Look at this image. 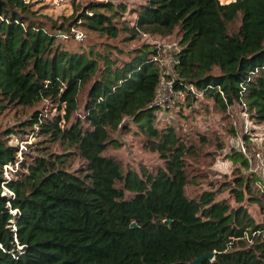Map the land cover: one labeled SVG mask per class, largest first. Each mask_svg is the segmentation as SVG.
Returning a JSON list of instances; mask_svg holds the SVG:
<instances>
[{
    "label": "trees",
    "instance_id": "1",
    "mask_svg": "<svg viewBox=\"0 0 264 264\" xmlns=\"http://www.w3.org/2000/svg\"><path fill=\"white\" fill-rule=\"evenodd\" d=\"M112 6L90 0L47 26L31 16L25 0H0V101L47 100L58 108L50 117L34 108L0 129V264H192L202 252L212 256L200 264H264V216L256 219L248 208L257 201L249 183L258 176L233 177L234 205L216 197L210 180L195 196L184 192L185 156L194 148L172 124L155 125L163 108L154 102L162 75L157 48L143 42L119 59L68 49L59 39L74 24L115 36L111 17L119 12ZM130 10L132 36L176 29L173 89L187 100L200 93L221 110L244 104L254 122H264V0H142ZM124 118L162 166L122 170L102 153L108 142L117 145L108 131L127 128ZM25 127L62 151L41 144L17 159L9 139ZM72 156L79 164L71 169L66 159ZM227 157L247 170L239 150ZM15 162L5 178L2 165Z\"/></svg>",
    "mask_w": 264,
    "mask_h": 264
},
{
    "label": "rangeland",
    "instance_id": "2",
    "mask_svg": "<svg viewBox=\"0 0 264 264\" xmlns=\"http://www.w3.org/2000/svg\"><path fill=\"white\" fill-rule=\"evenodd\" d=\"M25 1L31 11V16L49 26L53 21L69 19L72 12L79 11L90 0ZM110 1L115 5L112 7L118 9L119 12L118 15L111 17L117 27L115 36L95 30H84L82 26L74 24L69 26L68 33L58 32V37L64 46L76 50L91 48L92 51L98 53H107L111 58L125 59L130 55V50L133 47H137L143 42L149 43L157 48L156 61L162 74H166L165 76L172 79L173 53L179 47L177 43L179 35L176 29L165 35L141 31L132 36L129 27L132 24L133 12L130 8L142 0ZM219 1L227 2L229 0ZM118 2L125 5L123 11L118 8V5L116 6ZM107 12L110 13V10ZM237 24L238 17L228 23V29L235 30ZM86 85L79 91L80 105ZM158 97L157 102L159 101L163 108L155 112V125L172 124L183 141L194 148V154L185 156V170L188 179L184 185L185 194L189 197L195 196L200 189L207 187V182L210 180L218 189L216 197H224L231 205H234L235 202L229 190V187L234 185L232 179L237 175L246 176L250 171L259 179L249 183L251 194L257 197V201L248 205V208L254 218H262L264 211L258 206V203L262 201L259 185L264 183V140L262 139L264 133L257 129L256 125H260V123L254 122L249 117L244 104L240 106L235 103L221 110L209 97L196 93L194 99L187 100L183 91L175 90L172 85L167 86L166 83H163L158 89ZM0 105H2L0 106V129L4 126L19 124L34 108L42 109L49 117L58 112L56 104L47 100H41L31 106L9 105L8 103L3 104L1 101ZM123 122L127 128L118 127L108 131L109 137L116 139L117 145L108 142L102 153L112 156L122 170L126 168L138 169L141 165L152 171L158 166H162V159L157 152L143 147V135L136 126L128 118H124ZM20 132L24 134L25 138L30 139L31 149L27 153L28 155L35 153L37 146L41 144L49 147L51 151H62L58 144L45 141L46 139L44 142L43 136H38L35 128L25 127ZM240 143L245 147L246 153L261 152V171H251V167L256 165L253 159L248 160V168L245 170L240 167V163L232 162L227 157L232 150H239ZM243 155L245 156V154ZM66 163L72 169L77 167L79 159L75 156L68 157ZM192 175L194 178H191Z\"/></svg>",
    "mask_w": 264,
    "mask_h": 264
},
{
    "label": "built area",
    "instance_id": "3",
    "mask_svg": "<svg viewBox=\"0 0 264 264\" xmlns=\"http://www.w3.org/2000/svg\"><path fill=\"white\" fill-rule=\"evenodd\" d=\"M79 37H80V35H79ZM163 77H165V79H163ZM163 83H166L167 86H171V78H169V77H167V76H165L163 74L160 76V79H159L158 84H157V92H156L155 100H154V102L158 103V104H160L159 101L157 102V100L159 98L158 97V89L160 88V86ZM9 140H10L11 144L16 146L17 159L20 160L22 158V155H28L27 153L31 149V143H30V139L29 138H25L24 137V134H22L20 131H16V132H14L11 135ZM239 150L243 154H245L247 162H248V160L250 161L251 159H253V161L256 162V165L251 167V171L252 170L261 171L260 166H262V160H261V152L260 151H253V152H250V153H246V149H245V147L243 146L242 143H240V145H239ZM15 167H16V162L13 163V165H11L10 163L2 165V174L5 176V178L8 177L9 170L14 169ZM259 189H260L261 193L264 195V183H262V185H259ZM3 190L5 192L10 193V191L7 188H5V187L3 188Z\"/></svg>",
    "mask_w": 264,
    "mask_h": 264
},
{
    "label": "water",
    "instance_id": "4",
    "mask_svg": "<svg viewBox=\"0 0 264 264\" xmlns=\"http://www.w3.org/2000/svg\"><path fill=\"white\" fill-rule=\"evenodd\" d=\"M166 223L169 224L170 223V219H165ZM130 226H135V223L133 221H131L129 223ZM212 256V253L210 252H202L201 254H199L198 256L194 257L190 262L192 264H200V262L203 260V259H209L211 258Z\"/></svg>",
    "mask_w": 264,
    "mask_h": 264
},
{
    "label": "crops",
    "instance_id": "5",
    "mask_svg": "<svg viewBox=\"0 0 264 264\" xmlns=\"http://www.w3.org/2000/svg\"><path fill=\"white\" fill-rule=\"evenodd\" d=\"M258 130H261L264 133V122L260 123V125H256ZM262 139L264 140V135L262 137Z\"/></svg>",
    "mask_w": 264,
    "mask_h": 264
}]
</instances>
